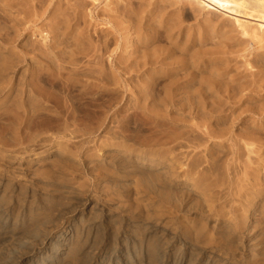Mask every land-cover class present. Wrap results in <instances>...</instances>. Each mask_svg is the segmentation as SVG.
I'll return each instance as SVG.
<instances>
[{
  "label": "rangeland",
  "instance_id": "1",
  "mask_svg": "<svg viewBox=\"0 0 264 264\" xmlns=\"http://www.w3.org/2000/svg\"><path fill=\"white\" fill-rule=\"evenodd\" d=\"M15 1L0 264H264V46L199 0ZM37 69L62 75L39 94Z\"/></svg>",
  "mask_w": 264,
  "mask_h": 264
},
{
  "label": "bare ground",
  "instance_id": "2",
  "mask_svg": "<svg viewBox=\"0 0 264 264\" xmlns=\"http://www.w3.org/2000/svg\"><path fill=\"white\" fill-rule=\"evenodd\" d=\"M0 1H3V0H0ZM11 1L12 0H10V1L8 0L7 4H5L3 7H0V16L1 17H4V18L7 17V15H9V14H11V12H13L12 10L14 8H15V11L18 12L19 14L20 13H22V14L24 13L25 14V15H21V16H26V15H28L30 13L28 10H26L24 8V4H21V1L20 2L17 1V3H15L16 2L15 0H13L14 2L13 1L11 2ZM180 1L181 0H174V3H177V2H180ZM199 1L206 8L219 10L221 12L228 13L230 15H234L235 16V20H236L235 22H236V24H238L237 26H239V28L241 29L242 34L245 37H247L246 39H248V37H249L250 39H252V42H251L252 44H254V45L259 44V45H261V47L264 46V0H199ZM37 2L41 4L42 0H37ZM33 3H35V2H33ZM0 6H2V5L0 4ZM156 6H157V4H156ZM58 9H60V8H58ZM54 14H56V13H54ZM212 15H213V13H212ZM19 17L13 18L14 21L16 22V24L21 22V19ZM60 17L61 16H59L57 18H60ZM242 17H244L246 19H244ZM66 18L67 17L64 18V16H63V19L68 21L69 19L68 18L66 19ZM248 19H250V20H248ZM55 20H57V19H55ZM57 23L58 24H62V21L58 20ZM6 28H8V27L6 26ZM6 28H5V30H6ZM98 37H100V36L98 35L97 38ZM14 41H15V38L13 37V41L12 42H14ZM97 41L99 42L100 40L97 39ZM108 41L109 40L105 38L103 40V42L96 43L95 45H93V47L91 49L87 50L85 55L88 56V57H92L91 61H93L95 64L97 62H101L105 50L108 49L107 48L108 44H109ZM249 47H251V46H249ZM10 48L11 47H8V46L4 47V49H6V50H9ZM255 48H258V47H255ZM99 52H102V54L99 53ZM245 52H246V49H245ZM8 54L6 56H2V57L0 56V61H2L3 63L7 64L9 66V68H11V69H13L18 64L19 61H21L22 59L25 60L27 58V53H23V54L21 53L20 54L19 52L12 51L11 49L8 52ZM246 55H247V53H246ZM259 56L264 57L263 54L258 55V57ZM246 62H247V60H246ZM0 65H2V64H0ZM245 66H246V64H245ZM185 67H186L185 64L176 66V68H180V69H182V68L184 69ZM6 68H8V67H6ZM99 73L102 74V75H105V74L102 73L101 70H100ZM61 75H62V73L60 71L53 72V71H51L49 69H44V70H42V69L38 70L37 69L35 71L33 70L32 71L33 80H31L32 88L35 89V91L37 93L41 94L44 91V89H45L44 84L47 85V86L54 85L55 84L54 83L55 79L56 78L57 79L60 78ZM253 75H254V73H253ZM113 77H118V76H116V74H115V75H113ZM154 78L155 77H153V79ZM73 81L71 82V84L68 85L69 87H73L75 85V82H73ZM41 82L43 83V85L41 84ZM172 83L175 84L176 82L172 81ZM216 83H217L216 79L212 78V76L207 77L206 80L201 79L200 85H201V87L206 88V90L203 92V90L200 89V92L203 93V94H205L206 91H208L209 93H212L214 91V88H216V86H217ZM48 95L51 96L50 94H48ZM200 97H201V95H200ZM206 99H208V97H206V96L201 97V100H206ZM56 100H57V98H56ZM196 103H197V101L195 102V104ZM200 103L195 106L199 110L200 109H204V108H206L208 106L207 102H206V104H202V105ZM55 104H57V103H55ZM210 111H213V109H210Z\"/></svg>",
  "mask_w": 264,
  "mask_h": 264
}]
</instances>
